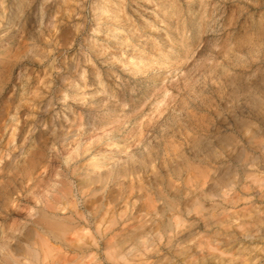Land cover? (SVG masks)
Here are the masks:
<instances>
[{"label": "rangeland", "instance_id": "obj_1", "mask_svg": "<svg viewBox=\"0 0 264 264\" xmlns=\"http://www.w3.org/2000/svg\"><path fill=\"white\" fill-rule=\"evenodd\" d=\"M0 264H264V0H0Z\"/></svg>", "mask_w": 264, "mask_h": 264}]
</instances>
